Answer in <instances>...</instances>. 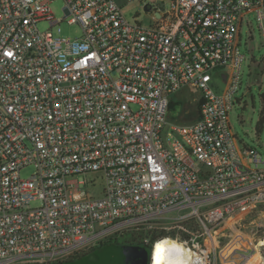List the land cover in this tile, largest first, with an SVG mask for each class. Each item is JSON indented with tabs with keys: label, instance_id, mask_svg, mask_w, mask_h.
I'll list each match as a JSON object with an SVG mask.
<instances>
[{
	"label": "built area",
	"instance_id": "2783aa9c",
	"mask_svg": "<svg viewBox=\"0 0 264 264\" xmlns=\"http://www.w3.org/2000/svg\"><path fill=\"white\" fill-rule=\"evenodd\" d=\"M51 1L0 0V264L65 262L145 230L167 233L147 264L158 244L172 264H264V238L253 261L241 229L264 206V158L229 123L241 26L252 14L264 41V0H125L146 25L115 0H63L73 39L50 30ZM185 88L198 117L179 123L169 103Z\"/></svg>",
	"mask_w": 264,
	"mask_h": 264
},
{
	"label": "rangeland",
	"instance_id": "374dc122",
	"mask_svg": "<svg viewBox=\"0 0 264 264\" xmlns=\"http://www.w3.org/2000/svg\"><path fill=\"white\" fill-rule=\"evenodd\" d=\"M121 7V12L129 23L134 22V17L138 15V20L147 24L143 12L142 2L125 0H115ZM148 1V0H146ZM50 10L56 20L62 22L50 30L57 34V28H60V36L65 38H78L80 36V27L70 25V17L67 15L66 5L63 0H52ZM38 29L44 32L49 29L47 22L38 23ZM241 53L245 56L242 65L239 88L234 95L237 103L229 112V123L233 134L241 146L257 153V158H264V122L258 133L256 127L259 120L261 109L260 96L264 95V41L259 35L257 22L252 14H249L247 21L244 22L240 30ZM214 90L221 91L223 88L222 81L217 79ZM199 92L192 88H185L171 97L175 103L174 109L169 112V119L172 117L179 123H188L196 119L197 99ZM254 165L252 164L251 167ZM32 173V168L27 167L20 173L22 178H28ZM99 173H89L86 175L87 180L95 179L97 188L94 190L87 189L90 194H98L102 186ZM84 177H79L81 181ZM94 191V192H93ZM36 205V203H32ZM244 235L245 248L251 251L250 255L253 261H258L256 255V245L264 238V208L255 213L251 219L241 227ZM127 237V235H126ZM118 238V241H124ZM148 252L140 246H129L127 248L103 247L96 250L83 264H141L146 261Z\"/></svg>",
	"mask_w": 264,
	"mask_h": 264
},
{
	"label": "trees",
	"instance_id": "16d2710c",
	"mask_svg": "<svg viewBox=\"0 0 264 264\" xmlns=\"http://www.w3.org/2000/svg\"><path fill=\"white\" fill-rule=\"evenodd\" d=\"M260 103H261V109L259 112V120L258 124L256 127V131L259 133L260 129L262 127V124L264 122V95L260 96ZM175 103L171 100L169 103V112H171L174 109ZM198 117V104H197V112H196V118ZM172 120H176L175 118H171ZM264 208V206H259L256 208L254 211V214L257 212H260ZM252 214V216L254 215ZM251 216V217H252ZM250 217V219H251ZM249 219V220H250ZM167 235V233L163 230L161 231H141L139 233H131L128 234L127 237L124 239V241H118L116 237L114 238H109L108 240L101 241L99 242L95 247L89 249L88 251L75 255L69 260L65 262H60V263H55V264H83V262L91 256L96 250H99L100 248L103 247H117V248H122L126 246H140L144 249H146L147 252H149V246L151 243L158 237ZM174 235V234H172ZM124 237V236H123Z\"/></svg>",
	"mask_w": 264,
	"mask_h": 264
},
{
	"label": "bare ground",
	"instance_id": "6f19581e",
	"mask_svg": "<svg viewBox=\"0 0 264 264\" xmlns=\"http://www.w3.org/2000/svg\"><path fill=\"white\" fill-rule=\"evenodd\" d=\"M166 258V261L164 260ZM171 258L168 254L164 253V250L162 249V244L157 245L155 249V264H172Z\"/></svg>",
	"mask_w": 264,
	"mask_h": 264
},
{
	"label": "water",
	"instance_id": "95a60500",
	"mask_svg": "<svg viewBox=\"0 0 264 264\" xmlns=\"http://www.w3.org/2000/svg\"><path fill=\"white\" fill-rule=\"evenodd\" d=\"M127 247H129V246H126V247H123V248H127ZM131 247V246H130ZM117 248V247H116ZM148 263V255H147V259H146V261L145 262H143V263H141V264H147Z\"/></svg>",
	"mask_w": 264,
	"mask_h": 264
},
{
	"label": "snow or ice",
	"instance_id": "6c2138e0",
	"mask_svg": "<svg viewBox=\"0 0 264 264\" xmlns=\"http://www.w3.org/2000/svg\"><path fill=\"white\" fill-rule=\"evenodd\" d=\"M6 55H11V53H6Z\"/></svg>",
	"mask_w": 264,
	"mask_h": 264
}]
</instances>
